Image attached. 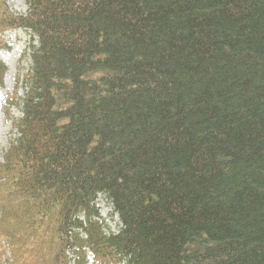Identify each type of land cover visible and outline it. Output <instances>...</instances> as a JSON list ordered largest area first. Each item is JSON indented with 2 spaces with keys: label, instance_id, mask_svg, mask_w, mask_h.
<instances>
[{
  "label": "trees",
  "instance_id": "trees-1",
  "mask_svg": "<svg viewBox=\"0 0 264 264\" xmlns=\"http://www.w3.org/2000/svg\"><path fill=\"white\" fill-rule=\"evenodd\" d=\"M4 2L0 31L38 46L7 107L0 244L18 261L264 264V0Z\"/></svg>",
  "mask_w": 264,
  "mask_h": 264
},
{
  "label": "rangeland",
  "instance_id": "rangeland-1",
  "mask_svg": "<svg viewBox=\"0 0 264 264\" xmlns=\"http://www.w3.org/2000/svg\"><path fill=\"white\" fill-rule=\"evenodd\" d=\"M4 1L2 10L5 12V15L15 14L16 17H20L28 12L27 0H22L21 2H13L12 0ZM24 3L27 7L25 10ZM30 44L37 47L38 37L26 27H9L0 31V62L5 66L0 80V172L12 165L7 164V158H9L7 152L9 143L15 136L12 119H17L22 116V108L11 106V109L8 110V97L10 99V96H14L15 100L18 101L28 91L29 84L26 77L31 66ZM7 112L13 118H7ZM0 181L4 182L6 178L2 177ZM100 199L105 198L100 196ZM103 204L108 214V209L110 211L112 207H108L104 201ZM116 221L115 219L109 222L112 223L113 228L118 229L119 225ZM5 238L11 241L8 236H5ZM6 239H3L0 244V264H33V255L35 252L24 256L18 261L17 254L5 244L8 242ZM27 244V241H21V246H26ZM65 258L64 254L53 252L52 254L46 255L37 264H62Z\"/></svg>",
  "mask_w": 264,
  "mask_h": 264
},
{
  "label": "bare ground",
  "instance_id": "bare-ground-1",
  "mask_svg": "<svg viewBox=\"0 0 264 264\" xmlns=\"http://www.w3.org/2000/svg\"><path fill=\"white\" fill-rule=\"evenodd\" d=\"M13 2H21L22 0H12ZM27 7H26V5H25V3H24V10L26 9ZM14 34H16V33H14ZM10 35V34H9Z\"/></svg>",
  "mask_w": 264,
  "mask_h": 264
}]
</instances>
